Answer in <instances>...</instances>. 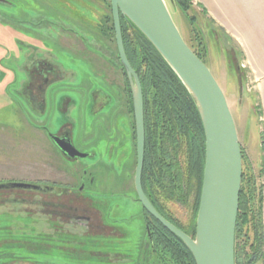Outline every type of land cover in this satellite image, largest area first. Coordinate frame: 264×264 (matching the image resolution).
Wrapping results in <instances>:
<instances>
[{
    "label": "rangeland",
    "instance_id": "rangeland-1",
    "mask_svg": "<svg viewBox=\"0 0 264 264\" xmlns=\"http://www.w3.org/2000/svg\"><path fill=\"white\" fill-rule=\"evenodd\" d=\"M41 1L67 9L65 0ZM36 2L0 0V184L67 187L73 193L82 187L83 196L89 197L99 212L87 211L88 202L74 195L62 197L63 204L75 200L74 205L86 209L85 216L91 219L89 229H75L79 224L51 214L55 208L41 206L39 201L48 197L0 189L1 195L28 200L0 204V259L2 264H137L147 229L134 190L136 140L128 119H123L127 111L125 79L117 66L119 57L109 30L108 2L95 0L100 19L104 14L108 18L107 36L103 30L98 32L95 38L99 44L94 47L81 25L72 24L75 12L57 17L52 11L46 14L43 4ZM164 2L185 42L202 52L205 65L224 92L243 151L244 173L255 176L258 188L263 185L264 199V0H190L189 18L173 0ZM83 29L87 31L85 26ZM68 31L84 40L85 53L76 48L66 50L55 42L59 34ZM84 54L93 65L83 59ZM42 60L60 74L47 87L44 113L33 107L25 94L33 79L31 72ZM95 92L99 93L96 106ZM68 99L71 103L66 110ZM98 107V113H93ZM112 111L114 117L121 114L126 128L122 161L127 164L123 171L120 162L105 152L99 138L101 120H95ZM65 124L71 125L75 147L94 157L70 162L60 154L49 137L58 135ZM166 205L184 228L191 225L192 203L170 201ZM263 207L264 203L262 219ZM100 219L116 227L119 235H97L102 230L98 229ZM242 231L239 244L247 241V252L253 240L251 227L245 225ZM149 257L153 259V255Z\"/></svg>",
    "mask_w": 264,
    "mask_h": 264
},
{
    "label": "trees",
    "instance_id": "trees-1",
    "mask_svg": "<svg viewBox=\"0 0 264 264\" xmlns=\"http://www.w3.org/2000/svg\"><path fill=\"white\" fill-rule=\"evenodd\" d=\"M57 1L61 2V0ZM103 1L108 2L107 5L111 13L109 0ZM173 1L182 14H186L185 16L188 17L187 12L191 8L190 0ZM38 2L43 4L41 0H38ZM43 7L46 14L47 10L52 11L57 17L60 15L64 17V15L67 16L69 14L67 9L65 11L64 8L51 7L49 4H43ZM106 18H108L107 14H104L101 19L99 17L98 24L94 27L96 28L95 31L92 26L86 25L85 27L87 30H91L90 32L93 33V36H98V32H102V30L103 35H105L104 30H107L105 27L107 24ZM120 20L124 49L132 68L139 77L143 92L145 127L144 163L141 175L143 191L162 217L187 235L194 237L202 187L205 151L204 133L198 111L185 87L155 48L138 30L131 27L123 17ZM194 20L195 16L191 17L190 24ZM79 25H81L80 29L84 27L82 22H79ZM103 25L104 27H102ZM110 25L109 30H111L114 38L112 14ZM83 31L85 30L83 29ZM187 45L205 63L202 52L192 48L188 43ZM198 46H201V44L199 43ZM43 62L49 64L46 60ZM117 66L125 79L124 89L126 92L127 111L123 115V119H128L130 129L135 134L130 88L119 58ZM114 115L115 112L112 111L110 114L100 117L99 138L100 142L105 144V152L111 156V159L115 158L120 162L119 168L123 171L127 164L122 161L125 157L126 140L123 138L126 128L124 121L120 118L121 114H117L119 115L118 117H114ZM181 157L183 162H181ZM242 158L243 176L235 234V264H264L263 185L258 188L255 176L250 175L247 177L244 173L243 151ZM134 161L136 162L135 153ZM262 175L263 164L260 169V176ZM43 187V191H26V193L31 192L48 198L73 193L67 187ZM100 194L106 195L107 193L100 192ZM136 200L138 201L137 196ZM170 201L183 204L190 202L193 204L194 213L190 216L192 221L188 228H184L172 217L166 205ZM21 204H23L22 201ZM142 210L147 215V224L150 229H153L154 233L151 241L148 238L143 245L141 244L142 247H140L139 262L137 264H149L150 262L157 264L158 259L160 264H195L191 253L185 245L150 217L144 209ZM245 225L251 227L253 238L247 252L245 249L247 241H245L243 246L239 244ZM149 255H153V259ZM155 255L159 256V258Z\"/></svg>",
    "mask_w": 264,
    "mask_h": 264
},
{
    "label": "water",
    "instance_id": "water-1",
    "mask_svg": "<svg viewBox=\"0 0 264 264\" xmlns=\"http://www.w3.org/2000/svg\"><path fill=\"white\" fill-rule=\"evenodd\" d=\"M109 1L117 54L128 81L133 106L136 140L134 190L138 201L150 217L185 245L195 264H235L243 158L224 92L209 68L183 39L164 0ZM121 17L145 37L175 73L191 96L201 120L205 139L204 169L194 237L162 217L142 188L145 150L143 92L124 49ZM49 138L70 162L90 156L80 152L72 144L70 136ZM43 188L27 183L0 184V189L40 192Z\"/></svg>",
    "mask_w": 264,
    "mask_h": 264
},
{
    "label": "flooded vegetation",
    "instance_id": "flooded-vegetation-1",
    "mask_svg": "<svg viewBox=\"0 0 264 264\" xmlns=\"http://www.w3.org/2000/svg\"><path fill=\"white\" fill-rule=\"evenodd\" d=\"M43 61L44 60L38 61V63H39L38 67L32 70L31 73L33 75V79L27 85V88L25 90V94H27L28 98L30 99L31 105L42 113H43L44 109H46L45 94L47 91V87L54 81V79L56 77H58V75L60 76V74L58 73V70L56 68H53L48 63L45 64ZM50 77L52 79H50ZM57 136H59L60 138L70 136L72 144L74 145L73 140H72V128H71L70 124H65ZM82 153L89 154L90 155L89 157L95 156V154H91L88 152H82ZM93 182H94V180L92 178L89 179V183H91V185L93 184ZM3 190H6V189H3ZM81 190L79 193H71V195H74V197H76L77 200H79V199L83 200V202L85 204H87V202H88L87 206L89 209H87V211L91 210L89 212H92V211L99 212L95 208V206L93 205V201L89 197L83 196ZM62 197H64V196H51L50 198H48L47 201L44 200V201H41L40 203L45 208H51V209L55 208L54 210H51V214H55V215L59 214L58 218H60V219L66 218L71 223L79 224V225L74 226L75 229H89L91 227V223H90L91 219L89 218V216H85L86 215V213H85L86 209H82V208L78 207L77 205H74V204H76V203H74L75 200L70 201L69 204L61 203L60 200ZM21 201L27 202L28 200H26V199L20 200L19 198H15V197L9 198L6 195L0 194V204L10 203V202L21 203ZM29 203H32V202H29ZM40 215H44V214H40ZM143 215H144L145 229H147L146 239L144 241V243H145L148 238L150 239V241L152 240V235L154 232H153V229H150L148 224H147L148 223L147 215L144 214V212H143ZM100 217H101V215H100ZM48 220L51 221L50 219H48ZM51 222H53V221H51ZM100 222H101V224L98 226V229H102V230L100 233H97V235H100V234L106 235V234H104L106 232H108L111 236H115V235L118 236L119 235V232L117 231L116 227L103 223L102 219H100ZM54 228L56 229L57 227L55 226ZM63 228H65V227H63ZM87 234L90 235L89 233H87ZM91 236H93V235H91ZM115 260H117V259H115ZM0 264H2V259H0Z\"/></svg>",
    "mask_w": 264,
    "mask_h": 264
},
{
    "label": "crops",
    "instance_id": "crops-1",
    "mask_svg": "<svg viewBox=\"0 0 264 264\" xmlns=\"http://www.w3.org/2000/svg\"><path fill=\"white\" fill-rule=\"evenodd\" d=\"M61 2H63V0H61ZM71 2V3H70ZM64 4L66 5V8L68 10V13H73L75 12L74 16H75V21L72 23L75 26L78 25L79 26V22H82V24H84V26L88 25V26H92V28L95 29L94 27H96V25L98 24L99 21V7L98 5L95 3V1L93 0H68L66 3V0L64 1ZM61 8H63L61 6ZM80 30H82V33H86L89 36H86L87 39H89L91 41V46L94 47V45H97L99 43L97 42V39L95 38L96 36H93V33L90 32L91 30H87V31H83V28H81ZM59 39H55L56 43H60L61 47L66 49V50H71L72 48H76L78 51L80 52H84L85 53V45H84V40L77 36V34L73 33V32H66V33H62L59 34ZM66 41L65 44H63L62 42ZM244 51L246 52V50L244 49ZM84 54L83 55V59H85L86 61H88L90 64H92V59H89V56ZM93 65V64H92ZM99 93L95 92V95L93 97V99H95V106L96 104H98L97 102V95ZM99 96V95H98ZM71 101L68 99L66 100V104H65V109L67 110L68 107L70 106ZM108 103L107 102H103L101 108H103L104 106H106ZM92 107L94 106V104L91 105ZM94 109V108H93ZM100 107H98L97 110H93V113H98ZM46 110V109H45ZM45 110L43 111V113L45 112ZM102 115H99L97 117H95V120L97 118H100ZM99 123V122H98ZM85 170V169H84ZM264 203V202H263ZM263 222H264V207H263Z\"/></svg>",
    "mask_w": 264,
    "mask_h": 264
}]
</instances>
